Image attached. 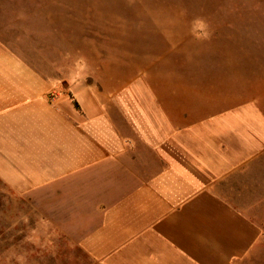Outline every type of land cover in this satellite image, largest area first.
I'll list each match as a JSON object with an SVG mask.
<instances>
[{
  "label": "crops",
  "instance_id": "1",
  "mask_svg": "<svg viewBox=\"0 0 264 264\" xmlns=\"http://www.w3.org/2000/svg\"><path fill=\"white\" fill-rule=\"evenodd\" d=\"M197 68L51 75L0 38L5 229L39 237L6 249L67 234L92 264H241L264 242V78Z\"/></svg>",
  "mask_w": 264,
  "mask_h": 264
},
{
  "label": "rangeland",
  "instance_id": "2",
  "mask_svg": "<svg viewBox=\"0 0 264 264\" xmlns=\"http://www.w3.org/2000/svg\"><path fill=\"white\" fill-rule=\"evenodd\" d=\"M0 38L51 75L87 65L113 82L168 59L232 65L255 92L264 78V0H0ZM0 196V264H92L67 234L40 235V249H6L39 237L6 233ZM241 264H264V242Z\"/></svg>",
  "mask_w": 264,
  "mask_h": 264
}]
</instances>
